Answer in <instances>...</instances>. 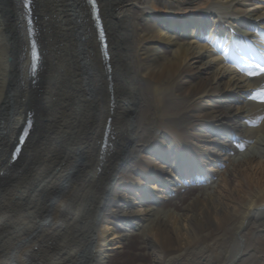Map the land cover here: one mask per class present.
Here are the masks:
<instances>
[{"label":"bare ground","instance_id":"1","mask_svg":"<svg viewBox=\"0 0 264 264\" xmlns=\"http://www.w3.org/2000/svg\"><path fill=\"white\" fill-rule=\"evenodd\" d=\"M197 18L264 36V0H0V264H264V74Z\"/></svg>","mask_w":264,"mask_h":264},{"label":"rangeland","instance_id":"2","mask_svg":"<svg viewBox=\"0 0 264 264\" xmlns=\"http://www.w3.org/2000/svg\"><path fill=\"white\" fill-rule=\"evenodd\" d=\"M172 205L174 203L170 202L169 206ZM142 239L140 235L136 234L129 241H125V247L120 248V251L115 250L117 252L110 257L111 260L108 261V264H153V257Z\"/></svg>","mask_w":264,"mask_h":264},{"label":"snow or ice","instance_id":"3","mask_svg":"<svg viewBox=\"0 0 264 264\" xmlns=\"http://www.w3.org/2000/svg\"><path fill=\"white\" fill-rule=\"evenodd\" d=\"M27 3H28V0H25V4L27 6ZM258 69H259V72H253V73H250V75H257V74H264V67H260L259 65L257 66Z\"/></svg>","mask_w":264,"mask_h":264}]
</instances>
